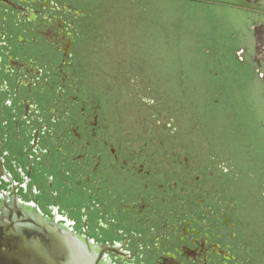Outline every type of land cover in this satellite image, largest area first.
I'll return each instance as SVG.
<instances>
[{"label":"flooded vegetation","instance_id":"flooded-vegetation-1","mask_svg":"<svg viewBox=\"0 0 264 264\" xmlns=\"http://www.w3.org/2000/svg\"><path fill=\"white\" fill-rule=\"evenodd\" d=\"M104 10V0H0L3 253L18 262L32 250L35 264H264L259 169L201 129L188 143L185 126L161 121L144 64L117 52L116 29L105 46V29L89 27Z\"/></svg>","mask_w":264,"mask_h":264},{"label":"rangeland","instance_id":"rangeland-1","mask_svg":"<svg viewBox=\"0 0 264 264\" xmlns=\"http://www.w3.org/2000/svg\"><path fill=\"white\" fill-rule=\"evenodd\" d=\"M104 2L89 27L105 46L116 29L117 52L144 64L161 121L185 126L188 143L201 129L264 177V0Z\"/></svg>","mask_w":264,"mask_h":264},{"label":"water","instance_id":"water-1","mask_svg":"<svg viewBox=\"0 0 264 264\" xmlns=\"http://www.w3.org/2000/svg\"><path fill=\"white\" fill-rule=\"evenodd\" d=\"M1 247H2V244L0 243V264H35V259L32 257V255H33L32 250L26 249L25 250L26 253L22 254L21 260H18V262H17V261L10 260L8 258L10 254L6 255L5 252L3 253V250L1 249ZM4 247H6V246L4 245ZM29 252H32V253H29ZM15 256H17L19 258L20 253L19 252L16 253ZM12 259L14 260V257Z\"/></svg>","mask_w":264,"mask_h":264}]
</instances>
